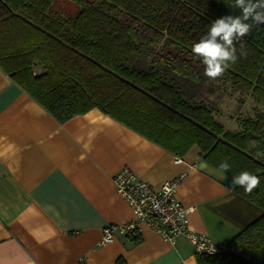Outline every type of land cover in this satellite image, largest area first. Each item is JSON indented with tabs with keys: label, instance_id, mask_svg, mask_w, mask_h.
I'll list each match as a JSON object with an SVG mask.
<instances>
[{
	"label": "trees",
	"instance_id": "trees-1",
	"mask_svg": "<svg viewBox=\"0 0 264 264\" xmlns=\"http://www.w3.org/2000/svg\"><path fill=\"white\" fill-rule=\"evenodd\" d=\"M58 1L0 0V67L60 121L99 108L178 156L198 145L263 209L198 264H264V111L218 118L231 90L264 102V0Z\"/></svg>",
	"mask_w": 264,
	"mask_h": 264
},
{
	"label": "crops",
	"instance_id": "crops-1",
	"mask_svg": "<svg viewBox=\"0 0 264 264\" xmlns=\"http://www.w3.org/2000/svg\"><path fill=\"white\" fill-rule=\"evenodd\" d=\"M231 114L218 118L238 129ZM124 167L155 188L183 177L190 227L217 244L263 214L198 145L178 156L99 108L60 121L0 67V264H198L186 235L171 243L146 223L99 244L105 226L135 219L113 179Z\"/></svg>",
	"mask_w": 264,
	"mask_h": 264
},
{
	"label": "built area",
	"instance_id": "built-area-1",
	"mask_svg": "<svg viewBox=\"0 0 264 264\" xmlns=\"http://www.w3.org/2000/svg\"><path fill=\"white\" fill-rule=\"evenodd\" d=\"M182 178L167 180L159 188H155L129 167L118 171L113 177L116 189L130 204L135 219L105 226L99 244L113 242L116 233L136 234L140 230L139 224L146 223L171 243H175L180 235H186L194 243L197 253L214 254L229 249L236 250L230 244H217L207 234L190 227L193 208L184 205L177 195Z\"/></svg>",
	"mask_w": 264,
	"mask_h": 264
},
{
	"label": "rangeland",
	"instance_id": "rangeland-1",
	"mask_svg": "<svg viewBox=\"0 0 264 264\" xmlns=\"http://www.w3.org/2000/svg\"><path fill=\"white\" fill-rule=\"evenodd\" d=\"M56 8L64 10L66 12H74L76 10V5L73 2L68 0H59L56 3ZM242 103V105H241ZM224 104V108H223ZM244 105V106H243ZM220 107L222 109L223 114H230L235 116L237 114L248 115L254 112L256 109H260L264 111V102L257 103L252 96L249 94H245L240 91H233L231 90L228 94H223ZM237 107V108H236ZM243 108V109H241ZM235 109V110H234ZM241 110V112H240ZM225 111V112H224ZM235 113L233 114V112ZM221 121L231 129L237 128V121L231 119L230 117H224L223 119L220 118Z\"/></svg>",
	"mask_w": 264,
	"mask_h": 264
}]
</instances>
